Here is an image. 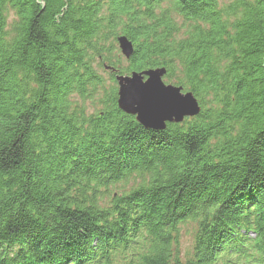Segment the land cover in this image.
<instances>
[{
	"label": "trees",
	"instance_id": "obj_1",
	"mask_svg": "<svg viewBox=\"0 0 264 264\" xmlns=\"http://www.w3.org/2000/svg\"><path fill=\"white\" fill-rule=\"evenodd\" d=\"M106 65L201 112L145 128ZM0 264H264V0H0Z\"/></svg>",
	"mask_w": 264,
	"mask_h": 264
},
{
	"label": "water",
	"instance_id": "obj_2",
	"mask_svg": "<svg viewBox=\"0 0 264 264\" xmlns=\"http://www.w3.org/2000/svg\"><path fill=\"white\" fill-rule=\"evenodd\" d=\"M117 42L123 56L129 59L134 53L132 41L120 35ZM105 68L116 73L118 107L135 116L145 128L162 130L167 123H179L201 112V105L193 92L165 82V67L128 74H121L112 66L106 65Z\"/></svg>",
	"mask_w": 264,
	"mask_h": 264
},
{
	"label": "rangeland",
	"instance_id": "obj_3",
	"mask_svg": "<svg viewBox=\"0 0 264 264\" xmlns=\"http://www.w3.org/2000/svg\"><path fill=\"white\" fill-rule=\"evenodd\" d=\"M13 18H14V14L11 13L9 16V23L10 24H11ZM116 46H117L118 52H117V56H115V57H117V59L114 58V61L118 64V67H124L125 68L128 65V60L121 53L119 46H118V43ZM99 72L104 76V78L106 80V82H105L106 85L111 86L112 81L110 80L109 71L105 70L104 68H101L99 70ZM165 82L171 83L168 80H165ZM86 104L88 106L89 111H92V112L101 108V105L98 102L93 103V102L87 101ZM180 230L181 231H180V238H179L180 239L179 249H180L182 255L186 256L192 250L193 240H194V236H195L197 228L193 222H188V223L183 224L181 226Z\"/></svg>",
	"mask_w": 264,
	"mask_h": 264
}]
</instances>
